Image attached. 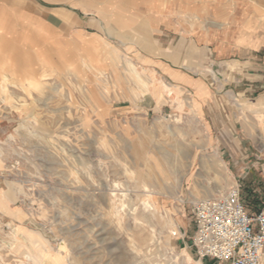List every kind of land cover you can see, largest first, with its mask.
<instances>
[{"label":"rangeland","instance_id":"374dc122","mask_svg":"<svg viewBox=\"0 0 264 264\" xmlns=\"http://www.w3.org/2000/svg\"><path fill=\"white\" fill-rule=\"evenodd\" d=\"M98 1L0 0L14 40H0V85L6 84L4 94L0 92V193H12L8 208L21 213L17 219L0 211V264H49L38 252L55 253L63 243L71 254L70 258L61 253L67 264L72 259L78 264H181L183 255L195 264L190 207L203 199L206 187L215 186V167L206 164L213 153L226 165L223 176L232 180L226 186L219 178L224 192L238 186L250 207L264 204V143L257 135L264 134V119L257 124L252 114L256 106L244 111L242 105L257 99L228 94L216 77L213 81L196 73L208 82V88L197 83L195 91L190 89V106L195 103L196 113L190 107L181 117L152 110L146 115L138 104L109 103L107 94L115 100L114 92L121 93L123 87L134 85L141 93L125 71V60L156 47L157 38L149 33L152 28L137 23L124 28L100 24L93 9L84 12L80 5ZM59 10L71 21L68 30L62 27ZM22 13L34 15L48 32L34 31L36 23L22 25ZM132 65L148 83L139 65ZM229 98L232 107L227 105V111L237 114L239 129L226 138L218 130V116L225 107L219 102ZM138 148L154 172L159 173L158 166L164 171L163 180L135 160L133 151ZM242 160L247 174L238 182ZM130 172L155 192L157 215H168L176 230L160 228L153 219L146 225L137 222L139 227L134 224L130 214L142 212L144 195ZM16 228L40 240L35 255L25 252ZM11 238L17 244L13 249ZM181 242L186 248L179 246ZM172 255L178 260L173 262Z\"/></svg>","mask_w":264,"mask_h":264},{"label":"crops","instance_id":"0c3cea01","mask_svg":"<svg viewBox=\"0 0 264 264\" xmlns=\"http://www.w3.org/2000/svg\"><path fill=\"white\" fill-rule=\"evenodd\" d=\"M80 5L84 12L93 9L100 24L124 28L137 23L152 28L149 33L157 38L156 47L148 46L129 59L144 71L147 92L135 99L132 94L135 86L123 87L121 93L114 92L115 100L112 93L107 94L109 103L138 104L146 115L152 110L181 117L185 110L190 112V89L195 91L197 83L208 88L207 79L195 75L203 73L213 81L216 77L221 90L228 94L257 99L255 103H243L244 110L249 105L264 106V0H100ZM57 13L62 18V27L68 30L71 25L68 15L60 10ZM22 14V25L36 23L34 31L48 32V27L34 15ZM104 18L108 20L103 21ZM9 31L6 15L0 12V40L14 41ZM119 94L122 100H116ZM159 96L162 100L157 103ZM228 100H220L219 104L225 107L218 116L219 134L226 138L237 135L239 129L237 114L227 111V105L232 107ZM240 164L243 167L236 176L238 182L247 174L243 160ZM186 245L181 242L179 246L186 248ZM198 261L224 264L211 259ZM260 264H264V255Z\"/></svg>","mask_w":264,"mask_h":264},{"label":"built area","instance_id":"2783aa9c","mask_svg":"<svg viewBox=\"0 0 264 264\" xmlns=\"http://www.w3.org/2000/svg\"><path fill=\"white\" fill-rule=\"evenodd\" d=\"M192 245L198 260L260 264L264 255V204L249 211L234 186L223 196L192 204ZM176 236V234H173Z\"/></svg>","mask_w":264,"mask_h":264},{"label":"bare ground","instance_id":"6f19581e","mask_svg":"<svg viewBox=\"0 0 264 264\" xmlns=\"http://www.w3.org/2000/svg\"><path fill=\"white\" fill-rule=\"evenodd\" d=\"M146 33H148V30L147 31L145 30V34ZM143 43L147 45L148 42H147V40L144 39ZM112 56H114V55H112ZM115 62H116V60L113 59L112 60V63L115 64ZM125 64H126V70L125 71L127 73H129L130 76H131V78L134 79V81L137 83V88L141 89V93H146L147 90H148L147 89V87H148L147 81H145L141 76H139L136 73L135 68L133 67V65H132V63H131L130 60H128V59L125 60ZM14 73H16V71ZM5 78L6 77L4 76V79ZM12 85L13 86H16L14 84H12ZM5 87H6V84H5V86L3 84L0 85V92H1V94H4ZM132 94H133V97L135 99L138 98V95L139 94L137 93L136 90H133L132 91ZM194 104L195 103L192 102V104H191L190 107L193 108L192 109L193 113H196L197 110H195V105ZM22 106L23 105L20 104L17 109L18 110H21L22 109ZM243 109H244V107H243ZM263 110H264V106L263 107L256 108V110L253 112V114H255V116H256L257 124H258V122L260 124L263 122V119H264ZM175 121L179 122V118H176ZM26 125L28 126L27 123H26ZM257 135L259 136L260 142L261 143H264V134L263 133H259ZM261 151H264V144H263V149H261ZM133 153H134V156H135V160L136 161H143L144 162V165H145V167H146V169H147V171H148V173L150 175H152L153 177H155V179H158V177L160 176L161 179L163 180L162 175L160 174V172L163 171V170H161L160 169V166H158L159 173L154 172L153 166L149 162V160L146 157V155L144 153V150H142V148H138V150L135 149L133 151ZM206 164L207 165L209 164V167H215V172H213V173H215L217 180H216L215 186H208V187H206V189H205L206 190L205 191L206 192L205 196L203 197V199L197 200L196 202L203 201V200H209V199H215L216 197H221V196L224 195V193H225L224 191L226 190V188H223V187L219 186V184H218L219 183V178L220 179L222 178V180L225 179L226 186L230 185V183L232 182V180L227 175L223 176L222 173L227 172L226 171L227 168H226L225 163L219 158V156L216 153H213L212 155H210V156L207 157ZM204 165H205V163H204ZM191 166H192V160L188 164V168H190ZM185 174L183 175V177L186 176ZM131 175L133 176V179H134V181L136 183H140L141 184L140 188H141L142 193L144 195V198L141 200L142 212L140 214H138V215H136L134 213L133 214L132 213L130 214L131 217H132V219H133V221H134V224H136V226L139 227L140 224H138L137 222H141V223L142 222H145V225H146V222L151 221L153 219V221L156 223L155 225L159 226L160 228H163L164 226H170L172 229H175L176 230L177 229V226L173 223L172 219L168 215H167L166 219H164L163 217L157 215V213H156L157 207L155 205V201H156L155 200L156 199L155 196L156 195H155V192L147 185V182L144 179H142L139 175H136L135 173H131ZM165 181L169 185V183L167 182V180H165ZM178 183H179V189H180V186L182 184V181L180 180ZM170 188L171 187L168 186L167 189H170ZM179 189H178V193H179ZM13 198H14V195L12 193H10V192H2V193H0V211L1 212H4V213L6 212L9 215L15 216V217H17V219H19L20 216H21V213L18 212V211H10L9 208H8V203ZM193 199H195V198L193 197ZM114 216H115L116 220H119V214H118V212H116ZM149 223H152V222H149ZM20 231H21L20 228H16L15 229L16 235L19 236V238L22 240L21 243L24 244L27 247L25 249V252H29L30 254L35 255L36 252L38 251V246L40 244V240L35 235H33L32 233H30V232L20 233ZM173 234H176V233L175 232H172L171 235L174 236ZM141 241H142L143 244L146 242V240H144V239H141ZM16 245L17 244H16L15 239L11 238L10 239V246H11V248L13 249L14 247H16ZM55 251H56L55 253H50L48 251L47 252L46 251H41V252H38L37 255H38V257L40 259L41 258L46 259V261H48L47 263H49V264H67L66 263V259L61 255V253L62 254L65 253L67 255V257H70L71 258V254H70V252H69V250L67 248V245H65L64 243L61 244V246L58 247ZM72 260H73V262H71L69 264H78L76 260H74V259H72ZM172 260L174 262V261L178 260V257L177 256H173L172 257ZM181 264H190V258L187 257L186 255H183L182 256V259H181ZM195 264H200V261H197Z\"/></svg>","mask_w":264,"mask_h":264},{"label":"trees","instance_id":"16d2710c","mask_svg":"<svg viewBox=\"0 0 264 264\" xmlns=\"http://www.w3.org/2000/svg\"><path fill=\"white\" fill-rule=\"evenodd\" d=\"M241 198H242V201H243V203H244V205H245V207L249 210V211H251V210H257L259 207L256 205V207H254V208H252V207H250L251 205H252V203L250 202V200L249 199H247V196H244L243 195V193H242V195H241Z\"/></svg>","mask_w":264,"mask_h":264}]
</instances>
